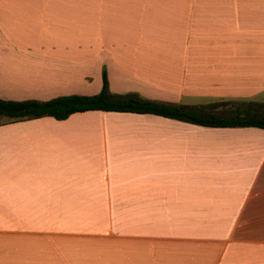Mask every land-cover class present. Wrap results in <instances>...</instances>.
<instances>
[{"label": "crops", "instance_id": "crops-1", "mask_svg": "<svg viewBox=\"0 0 264 264\" xmlns=\"http://www.w3.org/2000/svg\"><path fill=\"white\" fill-rule=\"evenodd\" d=\"M264 101V0H0V98ZM0 264H264V127L0 114Z\"/></svg>", "mask_w": 264, "mask_h": 264}, {"label": "trees", "instance_id": "trees-1", "mask_svg": "<svg viewBox=\"0 0 264 264\" xmlns=\"http://www.w3.org/2000/svg\"><path fill=\"white\" fill-rule=\"evenodd\" d=\"M231 102L233 107L229 115H219L212 111L219 104ZM90 109L147 112L208 126L264 127V101L236 99L185 104L156 102L131 92L113 95L108 91L104 70L101 71V86L96 93L60 94L47 99L0 98V114L10 120L41 115L61 119L71 112Z\"/></svg>", "mask_w": 264, "mask_h": 264}, {"label": "rangeland", "instance_id": "rangeland-1", "mask_svg": "<svg viewBox=\"0 0 264 264\" xmlns=\"http://www.w3.org/2000/svg\"><path fill=\"white\" fill-rule=\"evenodd\" d=\"M264 98V95H262ZM232 107H233V103H225V104H219L217 107L213 108L212 111L215 114H219V115H229L232 113Z\"/></svg>", "mask_w": 264, "mask_h": 264}]
</instances>
